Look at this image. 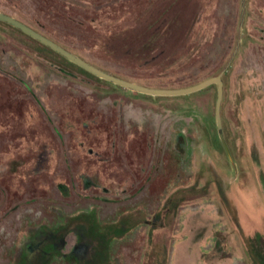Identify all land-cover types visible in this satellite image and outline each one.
<instances>
[{
	"label": "rangeland",
	"instance_id": "obj_1",
	"mask_svg": "<svg viewBox=\"0 0 264 264\" xmlns=\"http://www.w3.org/2000/svg\"><path fill=\"white\" fill-rule=\"evenodd\" d=\"M0 12L137 85L224 73L234 160L217 85L137 93L0 24V264H59L56 225L74 218L83 253L67 264H264V0H0Z\"/></svg>",
	"mask_w": 264,
	"mask_h": 264
},
{
	"label": "water",
	"instance_id": "obj_2",
	"mask_svg": "<svg viewBox=\"0 0 264 264\" xmlns=\"http://www.w3.org/2000/svg\"><path fill=\"white\" fill-rule=\"evenodd\" d=\"M0 21L6 24H9L10 26H13L14 28L22 31L23 33L33 38L34 40L40 42L41 44L47 47H50V49L60 54L62 57L68 59V61L77 65L78 67L87 71L88 73L102 80L108 81L110 83H113L115 85L121 86L125 89H129L137 93H141V94H145L149 96H155V97H180V96H187V95L200 92L212 85H217L219 89L217 106H216L218 132H219L221 141H223L222 143L226 149V152L228 153L230 157L229 159H231V161L234 162V160L232 159L233 157H232L231 151L229 149V146L225 138V132H224V126H223V120H222V104H223V100L225 96V86H224V80H223L224 73H222L221 75L217 77L210 78L197 85L191 86L190 88L187 87L183 89H156V88L145 87L139 84L137 85L136 83L127 81L125 79H122L120 77H117L115 75H112L90 64L86 60L78 57L77 55L73 54L66 48L62 47L61 45H59L52 39L36 31L35 29L32 28V26L30 27L29 25L14 18L11 15L0 12ZM242 26L243 25H241V28Z\"/></svg>",
	"mask_w": 264,
	"mask_h": 264
},
{
	"label": "flooded vegetation",
	"instance_id": "obj_3",
	"mask_svg": "<svg viewBox=\"0 0 264 264\" xmlns=\"http://www.w3.org/2000/svg\"><path fill=\"white\" fill-rule=\"evenodd\" d=\"M69 229L68 228H65L64 231H67ZM79 230V229H78ZM77 230V231H78ZM80 231V230H79ZM69 235H74L76 237V242H75V245L73 247V251H70V252H65L64 251V247H65V240L66 238L69 236ZM81 240H82V235L78 234L77 232H70V233H67L66 236H64V238H60L57 240V243H56V248L58 251H59V255L60 257H57L56 259L58 260H61L62 263L61 264H67V261L69 258L71 257H81L82 256V251H81ZM47 252V251H46ZM81 254V255H80Z\"/></svg>",
	"mask_w": 264,
	"mask_h": 264
},
{
	"label": "trees",
	"instance_id": "obj_4",
	"mask_svg": "<svg viewBox=\"0 0 264 264\" xmlns=\"http://www.w3.org/2000/svg\"><path fill=\"white\" fill-rule=\"evenodd\" d=\"M0 24H3V25H7V26H10L9 24H6V23H4V22H1L0 21ZM11 27H13V26H11ZM14 28V27H13ZM18 30V29H17ZM19 32H21V33H23L22 31H20V30H18ZM23 34H25V33H23ZM26 35V34H25ZM28 36V35H27ZM29 37V36H28ZM48 37V36H47ZM31 38V37H30ZM33 39V38H32ZM51 39V38H50ZM36 42H38V41H36ZM38 43H40V42H38ZM58 43V42H57ZM43 45V44H42ZM46 49H48L49 51H51V52H53V53H55V54H58V53H56L55 51H53L52 49H50V47H47V46H45V45H43ZM58 55H60V54H58ZM66 59V58H65ZM81 70H83V69H81ZM84 72H86V73H88L87 71H85V70H83ZM90 74V73H89ZM217 77V76H216ZM223 80H224V82L226 81L225 80V78H223ZM222 120H223V111H222ZM225 126V125H224ZM225 130H226V127H225ZM226 133H227V130H226ZM227 139H228V141H229V138L227 137ZM221 145V147L223 148V146H222V144H220ZM59 223V225H56L57 226V231H59L61 234H60V236L57 238V239H60V238H64V236H66V234L67 233H70V232H77L78 233V228H79V220H77V219H72L70 222H68V221H64V223L63 222H58ZM69 227V229L67 230V231H64V229L65 228H68ZM79 232H81V231H79ZM59 260V259H58ZM57 260V261H58ZM59 262V264L60 263H62V261L61 260H59L58 261Z\"/></svg>",
	"mask_w": 264,
	"mask_h": 264
}]
</instances>
